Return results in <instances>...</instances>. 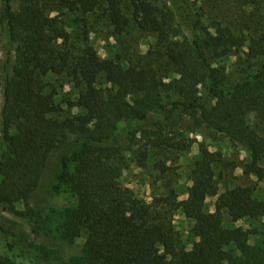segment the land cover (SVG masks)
<instances>
[{
    "label": "trees",
    "instance_id": "1",
    "mask_svg": "<svg viewBox=\"0 0 264 264\" xmlns=\"http://www.w3.org/2000/svg\"><path fill=\"white\" fill-rule=\"evenodd\" d=\"M100 9L116 34L135 26L152 35L153 48L123 63L103 58L91 44L77 53L57 47L69 35L51 13ZM238 49H247L241 69L227 71L212 61ZM51 76L66 77L78 92L65 101L76 114L54 117L64 109ZM253 114L264 119L263 22L249 34L221 21L208 29L181 0H0V208L21 206L36 237L53 232L57 210L66 219L59 230L67 243L85 232L83 260L64 264H264V246L250 242L255 233L234 226L264 218V199L253 185L220 193L221 153L200 144L182 201L169 186L148 203L120 182L136 146H142V168L154 149L191 146L167 134L183 118L246 148L250 162L243 173L264 181V136L250 124ZM156 166L163 170L164 162ZM63 189L77 201L57 206ZM212 197L216 210L208 212ZM179 210L194 223L192 250L181 248L172 225ZM0 242L22 245L1 227ZM27 255L34 264L46 258L34 245ZM0 264L16 263L0 254Z\"/></svg>",
    "mask_w": 264,
    "mask_h": 264
},
{
    "label": "rangeland",
    "instance_id": "2",
    "mask_svg": "<svg viewBox=\"0 0 264 264\" xmlns=\"http://www.w3.org/2000/svg\"><path fill=\"white\" fill-rule=\"evenodd\" d=\"M163 5L165 0H155ZM190 7L191 11L200 16L201 25L211 29L215 21L231 26L237 33H252V28L257 22L264 23V0H181ZM53 16L59 15L60 27L68 33L69 39L64 42L58 41V48H72L75 52L88 44L93 45L103 58H117L127 63L137 62L146 55L149 49L153 48L155 39L151 34L132 26L123 35L114 32L107 16L102 9L91 14L64 13L55 11ZM198 18V17H197ZM247 49H238L229 58H213L221 67L227 71L241 69L246 63ZM77 53V52H76ZM50 81L54 88L58 89L57 102L63 107V112L55 115V118L64 119L78 112L70 108L65 102L66 99H74L78 92L73 88L66 77L51 76ZM250 124L264 136V119L251 115ZM167 133L169 136H177L191 146L185 151L175 149H154L153 157L146 167L139 165L137 154L142 146H136L132 152L127 153L128 167L122 175L120 182L130 188L145 202H151L154 198L167 194V187L176 189L180 201L187 199L190 180V170L199 156L200 144H205L212 152L223 155L222 173L223 177L218 178L220 193L225 189L235 186L253 185L256 187V195L264 199V181H259L255 175L243 173V166L250 162L249 152L242 146H234L223 135L215 132L207 126L193 127L192 123L183 118L182 121ZM163 161L164 168L159 169L157 163ZM264 165V162H263ZM54 201L57 206L69 205L77 199L68 190L63 189ZM217 197L209 198L206 202V210H216ZM51 215V213H50ZM52 223L49 230L43 236L36 237L33 233L34 224L24 214L21 206L16 210L5 207L0 208V227L7 231L11 239L22 243L11 249L0 242V254L8 257L16 264H34L28 249L34 245L39 254L46 256L43 264H64L69 261L83 260V247L86 241V233L76 238L73 244L67 243L59 230L63 229L66 219L60 211L52 215ZM230 225L229 219H226ZM172 225L179 232L181 237V248L192 250L198 239L194 236V223L182 210L176 211L172 216ZM237 228L252 231L254 234L251 244L264 246V218L240 220L234 223ZM49 233V234H48Z\"/></svg>",
    "mask_w": 264,
    "mask_h": 264
}]
</instances>
